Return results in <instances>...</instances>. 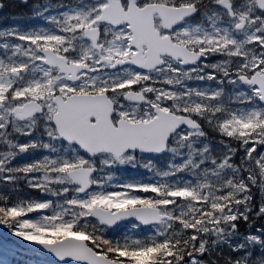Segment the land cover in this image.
<instances>
[{"label": "snow or ice", "instance_id": "snow-or-ice-1", "mask_svg": "<svg viewBox=\"0 0 264 264\" xmlns=\"http://www.w3.org/2000/svg\"><path fill=\"white\" fill-rule=\"evenodd\" d=\"M31 18L0 28V226L30 264H264V0Z\"/></svg>", "mask_w": 264, "mask_h": 264}, {"label": "flooded vegetation", "instance_id": "flooded-vegetation-1", "mask_svg": "<svg viewBox=\"0 0 264 264\" xmlns=\"http://www.w3.org/2000/svg\"><path fill=\"white\" fill-rule=\"evenodd\" d=\"M3 2L5 7L0 10V27L2 28L14 25L29 27L28 17L30 18L32 15L30 8L33 2L56 4L57 0H27V3L19 0H3ZM39 20L41 25L45 23L43 20Z\"/></svg>", "mask_w": 264, "mask_h": 264}, {"label": "rangeland", "instance_id": "rangeland-1", "mask_svg": "<svg viewBox=\"0 0 264 264\" xmlns=\"http://www.w3.org/2000/svg\"><path fill=\"white\" fill-rule=\"evenodd\" d=\"M39 4V2H33L32 6L30 8L31 14L33 15V6ZM2 28V27H0ZM139 172L135 171V170H129L127 173H125V176H135L138 178L139 176ZM124 228H122V230L119 231H123ZM119 231L117 232V235L119 234ZM242 231V230H241ZM5 246H7V249L11 250L8 252L7 258L8 256L12 253V251L14 250V248H16L10 241H4L1 237H0V250L2 253H0L2 256L5 255ZM25 256H27V259H25V263L24 264H30V262L35 261L37 259V257L33 254L30 253L29 251L26 253H23Z\"/></svg>", "mask_w": 264, "mask_h": 264}, {"label": "water", "instance_id": "water-1", "mask_svg": "<svg viewBox=\"0 0 264 264\" xmlns=\"http://www.w3.org/2000/svg\"><path fill=\"white\" fill-rule=\"evenodd\" d=\"M0 234L5 238H12V239L16 240L19 244H21L24 247L30 248V247L34 246L32 244V242L23 241L21 238H17L14 235H12L10 232L5 231L4 226H0ZM36 247H38V246H36Z\"/></svg>", "mask_w": 264, "mask_h": 264}, {"label": "trees", "instance_id": "trees-1", "mask_svg": "<svg viewBox=\"0 0 264 264\" xmlns=\"http://www.w3.org/2000/svg\"><path fill=\"white\" fill-rule=\"evenodd\" d=\"M22 250L18 249V252H21ZM17 258V256H15ZM16 264H19L18 261H16Z\"/></svg>", "mask_w": 264, "mask_h": 264}]
</instances>
